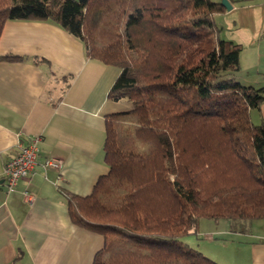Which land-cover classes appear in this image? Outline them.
I'll return each mask as SVG.
<instances>
[{
	"label": "trees",
	"instance_id": "obj_1",
	"mask_svg": "<svg viewBox=\"0 0 264 264\" xmlns=\"http://www.w3.org/2000/svg\"><path fill=\"white\" fill-rule=\"evenodd\" d=\"M224 11L212 0H0V34L7 20L52 22L120 69L107 97L132 108L104 118L108 171L86 196L60 191L72 224L103 239L92 264H219L181 238L200 219H264V124L250 117L264 86L235 79L241 45L219 37Z\"/></svg>",
	"mask_w": 264,
	"mask_h": 264
},
{
	"label": "crops",
	"instance_id": "obj_2",
	"mask_svg": "<svg viewBox=\"0 0 264 264\" xmlns=\"http://www.w3.org/2000/svg\"><path fill=\"white\" fill-rule=\"evenodd\" d=\"M227 1L231 9L219 14L241 12L222 38L241 45L234 77L264 86V0ZM5 55L23 60H0V264H92L103 239L72 224L60 191L86 196L108 171L104 118L132 108L107 97L120 69L89 59L80 40L48 21L7 20L0 34ZM250 117L264 124V101ZM34 136L42 139L37 165L8 191L4 165ZM47 157L61 160V168L44 170ZM206 220L200 225L214 228L200 231L211 236L200 245L204 256L219 264H264V219Z\"/></svg>",
	"mask_w": 264,
	"mask_h": 264
},
{
	"label": "built area",
	"instance_id": "obj_3",
	"mask_svg": "<svg viewBox=\"0 0 264 264\" xmlns=\"http://www.w3.org/2000/svg\"><path fill=\"white\" fill-rule=\"evenodd\" d=\"M41 141L40 136H34L25 143H19L16 155L5 163L3 181L8 191L12 190L21 179L26 178L34 171ZM41 166L46 171H58L62 166V162L55 157H47L41 162ZM24 197L26 201L30 200L28 193H24Z\"/></svg>",
	"mask_w": 264,
	"mask_h": 264
},
{
	"label": "rangeland",
	"instance_id": "obj_4",
	"mask_svg": "<svg viewBox=\"0 0 264 264\" xmlns=\"http://www.w3.org/2000/svg\"><path fill=\"white\" fill-rule=\"evenodd\" d=\"M216 1V0H212ZM248 11V10H246ZM241 14V12H236L235 14ZM235 14H232L230 16L226 15H221L219 13L214 14V20L215 23L219 29V37L224 38V36H229L230 35V25L232 24L231 19ZM225 28H226V33H225ZM204 221H207L204 219ZM211 221V220H209ZM215 221V220H214ZM210 222H202L200 225V220L197 222V225L194 228V234H190L187 236H184L181 238V241L187 244L188 246L200 251V245L203 246V244H207L210 240L207 238H202V235L200 236V231H206L214 228V224L210 225L207 224Z\"/></svg>",
	"mask_w": 264,
	"mask_h": 264
},
{
	"label": "water",
	"instance_id": "obj_5",
	"mask_svg": "<svg viewBox=\"0 0 264 264\" xmlns=\"http://www.w3.org/2000/svg\"><path fill=\"white\" fill-rule=\"evenodd\" d=\"M220 4H221L223 7H225V9H227V10H230V9H231V6H230V4L228 3L227 0H221V1H220Z\"/></svg>",
	"mask_w": 264,
	"mask_h": 264
}]
</instances>
